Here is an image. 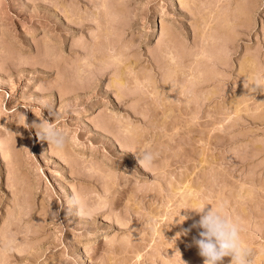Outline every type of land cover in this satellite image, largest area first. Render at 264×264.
Masks as SVG:
<instances>
[{"label":"rangeland","instance_id":"obj_1","mask_svg":"<svg viewBox=\"0 0 264 264\" xmlns=\"http://www.w3.org/2000/svg\"><path fill=\"white\" fill-rule=\"evenodd\" d=\"M257 78L264 0H0V264H204L220 203L264 264Z\"/></svg>","mask_w":264,"mask_h":264},{"label":"clouds","instance_id":"obj_2","mask_svg":"<svg viewBox=\"0 0 264 264\" xmlns=\"http://www.w3.org/2000/svg\"><path fill=\"white\" fill-rule=\"evenodd\" d=\"M247 88L250 91H255L256 88L264 89V83H261V78H257L253 83L247 85ZM34 127L37 129L38 137L46 139L51 146L58 150H63L66 147L68 137L58 126L48 121H42ZM139 155L141 157L140 165L148 167L153 164L157 157L156 153L147 149ZM206 206L198 210L193 209L202 214L198 223L193 227L202 229L199 233L200 238L196 239L194 243L199 248V254L204 257V264H219L226 256L231 257V264H253L255 251L242 240L240 222L227 214L224 203L215 207L211 205V208L205 211ZM68 207L69 210L76 208L79 212V198L75 195L69 198ZM186 218L184 217V220Z\"/></svg>","mask_w":264,"mask_h":264}]
</instances>
